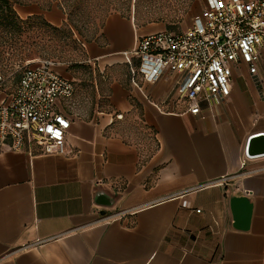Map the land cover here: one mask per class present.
Returning <instances> with one entry per match:
<instances>
[{"label": "crops", "instance_id": "1", "mask_svg": "<svg viewBox=\"0 0 264 264\" xmlns=\"http://www.w3.org/2000/svg\"><path fill=\"white\" fill-rule=\"evenodd\" d=\"M20 12L41 13L54 25L66 19L56 4ZM159 30L111 13L82 42L98 77L124 68L108 85L107 109L97 99L82 117L57 100L70 120L63 153L0 151V264H262L264 152L248 146L264 139V45L260 85L245 63H232L228 96L202 101L192 113L175 74L148 82L131 73L124 52ZM131 61L136 68L138 59ZM55 70L75 79L67 66ZM139 129L151 134L152 146L132 138ZM221 176H228L222 184L194 188Z\"/></svg>", "mask_w": 264, "mask_h": 264}, {"label": "built area", "instance_id": "2", "mask_svg": "<svg viewBox=\"0 0 264 264\" xmlns=\"http://www.w3.org/2000/svg\"><path fill=\"white\" fill-rule=\"evenodd\" d=\"M262 45L264 0H205L190 25L178 31L162 29L139 36L124 55L132 75L139 73L148 82L166 72L175 74L178 95L186 99L188 111L198 113L202 101L215 103L228 96L232 63H245L261 84L256 62ZM132 56L138 59L136 68ZM56 65L55 60L43 58L25 66L13 90L1 97L0 151L8 147L33 152L36 147L42 153L64 152L70 120L55 104L69 99L74 85L55 70ZM260 92L264 96V88ZM227 178L221 176L194 188L222 184Z\"/></svg>", "mask_w": 264, "mask_h": 264}, {"label": "rangeland", "instance_id": "3", "mask_svg": "<svg viewBox=\"0 0 264 264\" xmlns=\"http://www.w3.org/2000/svg\"><path fill=\"white\" fill-rule=\"evenodd\" d=\"M134 1H137L139 20L154 19L155 21L151 23L170 31H178L190 25L205 2V0H132V3ZM15 6L18 13L22 14L20 11L24 5L16 4ZM125 13L134 15L133 7ZM54 39L42 35L37 29L27 32L22 40L0 36V99L5 93L13 90L16 84L15 76L21 74L25 66L34 64L40 59L49 58L55 60L57 65L67 66V69L74 74V93L62 102L66 109L75 115L87 117L93 111L98 99V109L106 110L108 85L114 77L124 75L123 66L119 65L106 70L98 77L97 73L92 72L90 65L84 61L80 42ZM27 41L32 42L26 44ZM94 78L96 87L93 85ZM130 124L129 122L128 126ZM133 126L140 128L138 123L135 125L133 123ZM139 130L142 133H137L132 138L152 146L151 134L149 135V132L143 129Z\"/></svg>", "mask_w": 264, "mask_h": 264}, {"label": "trees", "instance_id": "4", "mask_svg": "<svg viewBox=\"0 0 264 264\" xmlns=\"http://www.w3.org/2000/svg\"><path fill=\"white\" fill-rule=\"evenodd\" d=\"M31 3L38 4L43 10H49L56 4L66 15V19L62 24L54 25L41 13L21 16L15 5ZM132 7L134 10L132 16L137 25L142 26L155 21L149 18L139 20L137 1L132 3V0H0V36L22 40L27 32L37 29L42 35L53 40L67 39L74 43L80 42L82 45V42L96 37L111 13L120 12L130 17L131 15L125 12L130 11ZM31 42L27 41L26 44ZM19 76L20 74L15 76L16 83Z\"/></svg>", "mask_w": 264, "mask_h": 264}, {"label": "water", "instance_id": "5", "mask_svg": "<svg viewBox=\"0 0 264 264\" xmlns=\"http://www.w3.org/2000/svg\"><path fill=\"white\" fill-rule=\"evenodd\" d=\"M255 151L264 152V139H263V134H260V136L255 137L249 143L248 152L249 153H254Z\"/></svg>", "mask_w": 264, "mask_h": 264}]
</instances>
